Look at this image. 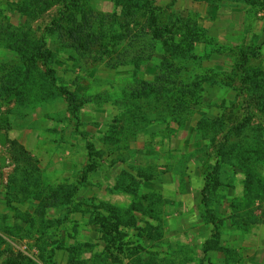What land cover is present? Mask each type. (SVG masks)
<instances>
[{
    "label": "rangeland",
    "instance_id": "374dc122",
    "mask_svg": "<svg viewBox=\"0 0 264 264\" xmlns=\"http://www.w3.org/2000/svg\"><path fill=\"white\" fill-rule=\"evenodd\" d=\"M141 1L0 0V264H264V0Z\"/></svg>",
    "mask_w": 264,
    "mask_h": 264
},
{
    "label": "trees",
    "instance_id": "16d2710c",
    "mask_svg": "<svg viewBox=\"0 0 264 264\" xmlns=\"http://www.w3.org/2000/svg\"><path fill=\"white\" fill-rule=\"evenodd\" d=\"M112 1L114 2L115 6H119L121 8L122 12L123 11H129L130 13L131 12L132 13H136V11L139 9L137 7L138 6L142 7V5H144L145 6V11H149V14H150V16L147 17L149 19L147 28L151 29L152 32H148V31L143 30V31H141L139 36H149L148 34H151L152 37H155L157 35H160V33L157 34L155 32V30H157L156 26H155L157 24L156 23V20H157L156 15L154 14V11H153L152 7H150L147 4V2L145 4V3H142L141 0H112ZM132 37H133V35H132ZM170 45L167 46V48L170 47ZM176 49H177V46H175V48H173V50H171V49H169V50L167 49V50L169 51L170 54H174L176 52ZM45 53L49 54L50 51L47 50V49L41 51L40 47H38L37 49H35V48H27V49L23 48V54H22L23 58L28 59V61L26 63V66H27L26 68L28 69V68H30L32 66H35V63H36L37 59L42 58L45 55ZM57 88L59 89L61 94H64L66 96L69 104H71L73 107H76L78 105L76 103V99H77L76 94L66 90L62 86H58ZM161 88L164 89L163 86H161L159 89H161ZM89 150H90L89 153L92 156V154L94 153L93 152V148L90 147ZM219 153H220L222 159H225L224 152L222 150H219ZM209 175H211L210 176V180H211L212 185H215L217 183V175H218L216 169L214 168L213 170H211Z\"/></svg>",
    "mask_w": 264,
    "mask_h": 264
},
{
    "label": "built area",
    "instance_id": "2783aa9c",
    "mask_svg": "<svg viewBox=\"0 0 264 264\" xmlns=\"http://www.w3.org/2000/svg\"><path fill=\"white\" fill-rule=\"evenodd\" d=\"M26 248H27V246H26V245H24V246H23V250H25ZM54 264H55V263H54Z\"/></svg>",
    "mask_w": 264,
    "mask_h": 264
}]
</instances>
